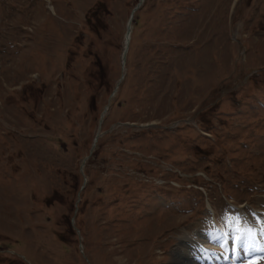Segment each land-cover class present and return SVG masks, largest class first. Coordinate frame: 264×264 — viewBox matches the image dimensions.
I'll use <instances>...</instances> for the list:
<instances>
[{
	"label": "rangeland",
	"instance_id": "374dc122",
	"mask_svg": "<svg viewBox=\"0 0 264 264\" xmlns=\"http://www.w3.org/2000/svg\"><path fill=\"white\" fill-rule=\"evenodd\" d=\"M137 2L0 0V264H264V0Z\"/></svg>",
	"mask_w": 264,
	"mask_h": 264
},
{
	"label": "bare ground",
	"instance_id": "6f19581e",
	"mask_svg": "<svg viewBox=\"0 0 264 264\" xmlns=\"http://www.w3.org/2000/svg\"><path fill=\"white\" fill-rule=\"evenodd\" d=\"M51 8V4L49 5ZM127 24V23H126ZM126 31L124 34V41H123V47L121 51V58H122V64L125 66V59L127 55V48L129 46L130 41V34H131V26H132V20L126 25ZM129 30V34H128ZM129 35V36H128ZM129 38V41H128ZM213 210L214 219L213 222H211V233L209 231V226L203 225L201 232H196L194 234H191L188 231H181L178 240L180 244H177V247L174 248L175 252L177 251L178 255L173 256L172 264H220L221 262L215 260V263H212L208 260V257L205 255L204 251L208 246L212 243V241L217 242L216 245L217 248L214 249V253H222L221 251H224L225 253L229 250V260L233 264H236L238 262V253L240 251H243L240 249V246H228L225 244L224 237L226 234H228V229L224 225V223L221 221V219L218 217L215 209L211 207ZM214 242V243H215ZM232 247V249H231ZM220 249V250H219ZM224 254V253H223ZM225 256V255H224ZM223 262V261H222Z\"/></svg>",
	"mask_w": 264,
	"mask_h": 264
},
{
	"label": "snow or ice",
	"instance_id": "6c2138e0",
	"mask_svg": "<svg viewBox=\"0 0 264 264\" xmlns=\"http://www.w3.org/2000/svg\"><path fill=\"white\" fill-rule=\"evenodd\" d=\"M238 223L239 221H237V224ZM236 232L238 233V235L234 237V240H233L234 245L237 241L243 242L245 239H247L248 241H251L255 237V233L251 229H240L239 227H237ZM249 264H258V261L253 259L249 261Z\"/></svg>",
	"mask_w": 264,
	"mask_h": 264
},
{
	"label": "water",
	"instance_id": "95a60500",
	"mask_svg": "<svg viewBox=\"0 0 264 264\" xmlns=\"http://www.w3.org/2000/svg\"><path fill=\"white\" fill-rule=\"evenodd\" d=\"M136 8V6L132 9V12H133V10ZM131 16H132V14H131ZM131 16H130V18H131ZM128 34H129V30H128ZM129 36V35H128Z\"/></svg>",
	"mask_w": 264,
	"mask_h": 264
}]
</instances>
